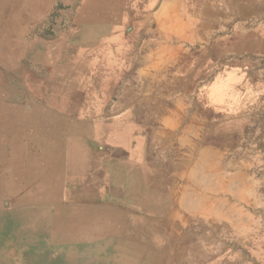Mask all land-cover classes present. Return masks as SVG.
I'll return each mask as SVG.
<instances>
[{"label": "rangeland", "instance_id": "1", "mask_svg": "<svg viewBox=\"0 0 264 264\" xmlns=\"http://www.w3.org/2000/svg\"><path fill=\"white\" fill-rule=\"evenodd\" d=\"M147 1L0 0V264H49L50 256L32 246L34 220L57 196L62 156L86 129L80 119L101 113L102 105L145 102L136 93L144 91L146 67L155 71L138 58L168 32L179 34L168 40L180 57L197 49L218 80L230 66L235 76L232 93L219 85L211 101L153 96L179 107V118L194 126L184 127V137L162 136L154 152L153 212L175 235L166 251L138 261L264 264V59L258 61L255 41L247 47L241 39L264 20L230 16V0H182L181 17L193 28L184 34L161 29L153 15L161 0ZM241 2L233 0L234 11ZM164 82L158 90H168Z\"/></svg>", "mask_w": 264, "mask_h": 264}, {"label": "crops", "instance_id": "2", "mask_svg": "<svg viewBox=\"0 0 264 264\" xmlns=\"http://www.w3.org/2000/svg\"><path fill=\"white\" fill-rule=\"evenodd\" d=\"M180 4L182 0H161L153 13L161 29L176 31L183 28L184 34L186 30L193 31L192 24L181 17ZM233 5V0L226 1L230 16L236 12L241 15V20L252 16L264 20V0H242L235 11ZM185 9L186 13L190 10ZM189 14H196L195 8ZM165 15L180 26L164 23ZM256 30L247 28L241 37L247 47L255 41L260 48L257 53L259 61L264 59V24ZM176 35L179 34L168 32L167 37ZM166 39H162L150 53L139 57L140 61L132 60L150 63V69L155 71L152 74L146 67L144 91L136 93L143 95L145 102L102 105L96 110L101 113L80 119L86 129L78 137H73L75 143L69 142L62 156L58 170L60 182L55 187L57 196L43 203L47 214L34 220L32 246L37 254L50 256L49 264H144V256L138 261V255L169 248L175 233L162 230L160 217L153 212V207L158 205L153 199L154 152L159 149L162 136L184 137V127L194 126V121L179 118V107L155 103L153 96L207 95L211 101L220 86H227L223 92L232 93L235 69L230 66L224 79L218 80L209 57L208 61L207 58L203 60L197 49H190L188 56L180 57L178 46ZM232 39V35L227 38L230 45ZM166 74L168 81L164 82ZM163 82L167 91L158 90L157 86ZM128 147L134 148L129 150ZM105 181L109 182L108 185Z\"/></svg>", "mask_w": 264, "mask_h": 264}, {"label": "bare ground", "instance_id": "3", "mask_svg": "<svg viewBox=\"0 0 264 264\" xmlns=\"http://www.w3.org/2000/svg\"><path fill=\"white\" fill-rule=\"evenodd\" d=\"M149 1H150V0H149ZM149 1H147V2H149ZM32 2H33V0H32ZM153 2H154V0H153ZM154 3H155V2H154ZM28 6H30V5H28ZM152 6H153V5H152ZM31 7H32V6H31ZM28 9H29V8H28ZM30 10H31V8H30ZM1 31H2V30H1ZM256 31H257V30H256ZM116 32H117V31H116ZM238 32H239V31H238ZM242 32H243V31H242ZM244 32H245V31H244ZM244 32H243V33H244ZM105 38H106V37H105ZM251 38H252V37H251ZM241 39H242V37H241ZM118 40H119V39H118ZM97 41H98V40H97ZM116 42H117V40H116ZM120 42H121V41H120ZM122 42H123V41H122ZM259 42H260V40H259ZM113 43H114V42H113ZM113 43H112V44H113ZM116 44H117V43H116ZM63 48H64V47H63ZM67 49H68V47H67ZM98 50H99V49H98ZM102 50H104V49H102ZM36 51H37V50H36ZM72 51H73V50H72ZM101 52H103V51H101ZM112 52H113V51H112ZM58 55H59V54H58ZM58 55H57V58H58ZM105 55H106V53H105ZM34 56H35V55H34ZM59 56H62V54L59 55ZM112 57H113V56H112ZM54 58H55V57H54ZM59 58H61V57H59ZM59 58H58V59H59ZM95 58H96V56H95ZM98 58H99V57H98ZM100 58H102V57H100ZM55 59H56V58H55ZM78 59H79V58H78ZM93 59H94V58H93ZM96 59H97V58H96ZM75 60H76V59H75ZM98 60H99V59H98ZM53 61H55V60H53ZM95 61H96V60H95ZM78 62H79V61H78ZM97 62H98V61H97ZM52 63H55V62H52ZM75 63H76V62H75ZM57 64H59V63H57ZM57 64H56V66H58ZM76 64H77V63H76ZM73 65H74V64H73ZM96 65H98V63H97ZM111 65H112V64H111ZM49 66H50V65H49ZM91 66H93V65H91ZM98 66H99V65H98ZM100 66H101V64H100ZM112 66H115V65H112ZM75 67H76V66H75ZM73 68H74V67H73ZM69 69H70V68H69ZM10 70H11V69H10ZM53 70H54V69H53ZM64 70H65V69H64ZM75 74H76V73H75ZM49 75H50V74H49ZM87 75H88V74H87ZM96 75L98 76V73H97ZM99 75H101V74H99ZM2 76H3V75H2ZM32 77H33V76H32ZM52 77H53V76H52ZM83 77H84V76H83ZM29 79H30V78H29ZM36 79H37V78H36ZM63 79H64V78H63ZM51 80H52V78H51ZM83 80H84V79H83ZM42 81H43V80H42ZM48 81H49V80H48ZM54 81H55V80H54ZM57 81H58V80H57ZM59 81H60V80H59ZM55 82H56V81H55ZM68 82H69V81H68ZM39 83H40V82H39ZM39 83H38V84H39ZM49 83H50V82H49ZM53 83H54V82H53ZM59 83H60V82H59ZM47 85H48V84H47ZM53 85H54V84H53ZM62 85H63V84H62ZM74 86H75V85H74ZM82 86H83V85H82ZM24 87H25V86H24ZM43 87H44V86H43ZM44 88H46V87H44ZM59 88H60V87H59ZM52 89H53V87H52ZM46 90H47V89H46ZM64 90H65V89H64ZM69 90H70V89H69ZM72 90H73V89H72ZM49 91H50V90H49ZM54 92H55V91H54ZM49 93H50V92H49ZM58 93H59V91H58ZM64 93H65V92H64ZM55 95H57V94H55ZM80 95H81V94H80ZM80 95H79V96H80ZM53 97H54V95H53ZM77 97H78V96H77ZM56 98H58V97H56ZM70 98H71V97H70ZM63 102H64V101H63ZM71 102H72V101H71ZM100 102H101V101H100ZM54 103H55V102H54ZM59 103H60V102H59ZM65 104H66V103H65ZM34 105H35V104H34ZM55 105H56V104H55ZM60 105H61V104H60ZM20 107H21V106H20ZM23 107H24V106H23ZM9 108H10V107H9ZM10 110H11V109H10ZM25 110H26V109H25ZM26 111H27V110H26ZM31 111H32V110H31ZM26 117H27V116H26ZM26 117H25V118H26ZM28 117H29V116H28ZM37 118H38V117H37ZM110 118H111V117H110ZM19 120H20V119H19ZM94 122H95V121H94ZM94 122H93V123H94ZM99 122H100V121H99ZM127 122H128V121H127ZM97 123H98V122H97ZM97 123H95V124L97 125ZM100 123H101V122H100ZM110 124H111V122H110ZM133 124H134V123H133ZM105 125H107V124H105ZM114 125H115V124H114ZM131 125H132V124H131ZM134 126H135V125H134ZM97 127H99V126H97ZM131 127H132V126H131ZM131 127H130V128H131ZM135 127H136V126H135ZM126 128H128V127H126ZM126 128H124V130H125ZM25 130H26V129H25ZM95 130H96V129H95ZM117 130H118V129H117ZM129 130H130V129H129ZM131 130L133 131V129H131ZM131 130H130V132H132ZM113 132H114V131H113ZM126 132H128V131H126ZM25 133H27V132H25ZM102 133L104 134V132H102ZM107 133H108V132H107ZM116 133H118V132H116ZM128 133H129V132H128ZM23 134H24V132H23ZM95 134H96V133H95ZM114 134H115V133H114ZM93 135H94V134H93ZM112 135H113V134H112ZM129 135H130V133H129ZM82 136H83V135H82ZM95 136L97 137V135H95ZM119 136H120V135H119ZM136 136H137V135H136ZM138 136H140V135H138ZM138 136H137V137H138ZM26 137H27V136H26ZM32 137H34V136H32ZM120 137H121V136H120ZM128 137H129V136H128ZM143 137H144V136H143ZM84 138H85V137H84ZM121 138H122V137H121ZM129 138H130V137H129ZM97 139H98V138H97ZM109 139H110V141H111L112 138H109ZM124 139H125V138H124ZM134 139H135V138H134ZM139 140H140V139H139ZM142 140H143V139H142ZM142 140H141V141H142ZM116 141H117V140H116ZM136 141H137V140H136ZM110 143H111V142H110ZM123 143H126V142H123ZM123 143H118V144H121V146H122ZM138 143H140V142H137V144H138ZM113 144H114V143H113ZM115 144H116V143H115ZM141 144H142V143H141ZM29 145H30V144H29ZM40 145H41V144H40ZM40 145H39V146H40ZM125 145H126V144H125ZM48 146H49V145H48ZM28 147H29V146H28ZM122 147H125V146L123 145ZM140 147H141V146H140ZM53 148H54V147H53ZM133 148H134V147H133ZM133 148L130 149V148L128 147L129 150H133ZM29 149H30V148H29ZM140 149H141V148H140ZM27 150H28V149H27ZM136 150H137V149H136ZM54 151H55V149H54ZM140 151H141V150H140ZM55 152H56V151H55ZM132 152H133V151H132ZM54 154H55V153H54ZM129 154H130V153H129ZM129 154H128V155H129ZM135 154H137V153H135ZM56 155H57V154H56ZM46 157H49V156H46ZM50 157H51V156H50ZM41 158H43V157H41ZM129 159H131V157H130ZM34 160H35V159H34ZM124 160H125V159H124ZM99 161H100V159H99ZM34 162H35V161H34ZM132 162H133V161H132ZM109 163H110V162H108V164H109ZM79 164H80V163H79ZM143 164H144V163H143ZM139 165H140V163H139ZM144 165H146V164H144ZM38 166H39V164H38ZM97 166H98V165H97ZM141 166H142V165H141ZM44 167H45V166H44ZM100 167H101V166H100ZM62 168H63V167H62ZM109 168H110V166H109ZM140 168H141V167H140ZM37 169H38V168H37ZM119 169H121V168H119ZM122 169L125 170L124 168H122ZM111 170H112V169H111ZM111 170H109V171H111ZM148 170H149V167H148ZM114 171H115V169H114ZM41 173H42V172H41ZM105 173H106V172H104V175L107 174V173H106V174H105ZM128 173H129V172H128ZM130 173H131V172H130ZM38 174H39V173H38ZM76 174H77V173H76ZM78 174H80V173H78ZM131 174H132V173H131ZM36 175H37V174H36ZM69 175H70V174H69ZM89 175H90V174H89ZM104 175H103V177H105ZM135 175H136V174H135ZM52 177H53V176H52ZM64 177H67V176H65V173H64ZM75 177H76V176H75ZM75 177H74V178H75ZM115 177H116V175H115ZM125 177H127V174H126V173H125ZM131 177H133V176L131 175ZM62 178H63V177H62ZM74 178H73V179H74ZM76 178H77V177H76ZM78 178H79V177H78ZM113 178H114V177H113ZM66 179H67V178H66ZM103 179H104V178H103ZM114 179H115V178H114ZM67 180H68V179H67ZM75 180H76V179H75ZM124 180H125V179H124ZM124 180H122V181H124ZM126 180H127V179H126ZM64 181H65V180H64ZM71 181L73 182L74 180H71ZM113 181H114V180H113ZM128 181H129V180H128ZM52 182H53V181H52ZM69 182H70V180H69ZM77 182H78V181H77ZM105 182H106V181H105ZM131 182H132V181H130L129 183H131ZM78 183H79V182H78ZM106 183H107V182H106ZM108 183H109V182H108ZM108 183H107V185H108ZM61 184H62V183H61ZM63 185H64V183H63ZM104 185H105V184H104ZM47 186H48V185H47ZM73 186H74V185H73ZM124 186H125V183H124ZM126 186H127V185H126ZM142 186H143V185H142ZM143 187H144V186H143ZM143 187H141V188H143ZM103 189H104V188H103ZM144 190H145V188H144ZM126 191H127V190H126ZM126 194H127V193H126ZM147 194H148V193H147ZM122 195H123V194H122ZM110 197H111V196H110ZM113 197H114V196H113ZM121 198H122V197H121ZM143 227H144V226H143ZM139 234H140V233H139ZM151 243H152V242H151Z\"/></svg>", "mask_w": 264, "mask_h": 264}]
</instances>
